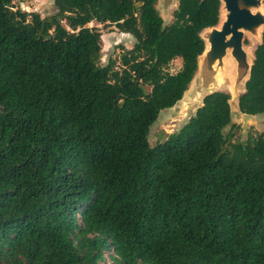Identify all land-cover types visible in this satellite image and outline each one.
I'll return each instance as SVG.
<instances>
[{
	"label": "trees",
	"instance_id": "trees-1",
	"mask_svg": "<svg viewBox=\"0 0 264 264\" xmlns=\"http://www.w3.org/2000/svg\"><path fill=\"white\" fill-rule=\"evenodd\" d=\"M156 1L40 17L0 0V264H264V134L235 138L228 93L147 142L220 19L218 0H176L163 25ZM92 22L131 47L99 64ZM236 107L264 115V28Z\"/></svg>",
	"mask_w": 264,
	"mask_h": 264
},
{
	"label": "rangeland",
	"instance_id": "rangeland-1",
	"mask_svg": "<svg viewBox=\"0 0 264 264\" xmlns=\"http://www.w3.org/2000/svg\"><path fill=\"white\" fill-rule=\"evenodd\" d=\"M12 4L14 9H18L22 12H35L40 17L53 13L51 0H12ZM175 7L176 0L156 1L155 9L162 19L163 25L171 23V14ZM220 21L221 19H219V22ZM87 27L95 28L100 34L101 57L99 64L101 65L106 64V61L109 58L116 59L121 52L119 47L129 49L133 43V39L130 35L118 32L113 26H102L92 22L89 23ZM258 43L259 38L255 39L248 34H243L242 49L247 52L250 61L252 60V52ZM179 66V59L172 60L167 67L168 72H176ZM219 84H221V82ZM230 87L231 86L218 85L215 90L226 92L229 95V108L231 122L235 126L233 129L235 138L243 141L248 133L264 134V115H243L240 114L236 108V99L243 92L242 83L239 84L235 91V98ZM205 92L206 91L202 88V81L197 70L180 101H178L173 107L159 112L157 119L149 128L147 135L148 144L153 146L156 143H160L165 139L166 135L178 131L188 118L193 115L196 108L200 106L202 96ZM103 258V262H100L99 264H110V261L107 258V253L104 254Z\"/></svg>",
	"mask_w": 264,
	"mask_h": 264
},
{
	"label": "water",
	"instance_id": "water-1",
	"mask_svg": "<svg viewBox=\"0 0 264 264\" xmlns=\"http://www.w3.org/2000/svg\"><path fill=\"white\" fill-rule=\"evenodd\" d=\"M218 1L220 8L224 10L223 20L219 28L205 29L200 34L204 50L200 55L199 63H197V70L202 81V88L206 91L202 99L216 92L212 85L214 74L212 66L215 62L220 65V60L226 51L229 52L236 63L232 86V94L235 98V91L239 84L242 83L244 86L251 65L248 55L242 49V36L248 34L256 39L258 38L257 30L260 27L262 30L264 28V17L256 10L263 6L262 2L264 0Z\"/></svg>",
	"mask_w": 264,
	"mask_h": 264
},
{
	"label": "bare ground",
	"instance_id": "bare-ground-1",
	"mask_svg": "<svg viewBox=\"0 0 264 264\" xmlns=\"http://www.w3.org/2000/svg\"><path fill=\"white\" fill-rule=\"evenodd\" d=\"M256 10L259 11V13L264 17V6H260ZM223 14L224 10L220 8V19L221 21L223 20ZM215 26V28H219V25ZM262 28L260 27L257 30V37H260L259 32L261 33ZM245 52V51H244ZM247 54V52H245ZM248 55V54H247ZM200 56L198 58V63H199ZM214 74H213V87L217 89L218 85L221 86H231L230 89L232 90L233 86V80L235 78V68H236V63L235 60L231 57L228 51L225 52V55L221 58L220 60V65H217V62L214 63L212 66ZM234 69V70H233ZM233 71V74H232ZM221 82V84H219Z\"/></svg>",
	"mask_w": 264,
	"mask_h": 264
}]
</instances>
